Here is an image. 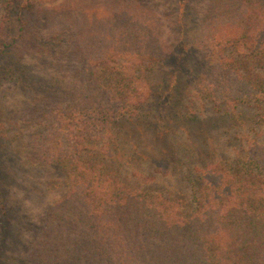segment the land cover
<instances>
[{"label":"rangeland","instance_id":"374dc122","mask_svg":"<svg viewBox=\"0 0 264 264\" xmlns=\"http://www.w3.org/2000/svg\"><path fill=\"white\" fill-rule=\"evenodd\" d=\"M215 1L192 0L182 23L180 0L0 1V264H55L58 243L79 240L77 233L69 235L65 226L51 220L70 191L66 164L74 155L65 131L67 119L91 115L83 108L87 102L89 109L110 105L91 90L97 83L88 73L94 67L88 59L99 53L114 49V68L153 89L161 83L165 91L172 73L179 75L174 91L181 99L179 106L199 116L192 126L188 124V133L208 127L207 133L218 138L211 147L193 138L187 149L200 155L207 146L218 160L233 159L229 150L238 148L239 139L226 130L224 108L211 99L210 92L219 90L230 96L228 100L239 90L253 101L258 91L255 82L264 76V54L247 46L223 47L224 40L236 33L241 13L247 14L244 28L252 26L250 3L239 6L236 0H227L225 9L217 10ZM255 3L264 13V0ZM251 33L252 43L264 46V22ZM183 47L188 51L182 66L192 72L182 77L176 59ZM140 72H145L142 81ZM246 105L247 109H240L244 117L254 113L249 101ZM71 106L81 113L70 110ZM148 110L150 116L157 113L151 104L145 106ZM212 123L218 126L212 129ZM142 134L149 137L151 132L143 128ZM88 135L79 143L86 138L92 141L94 134ZM83 147L79 152L86 153ZM138 147L147 154L157 149L149 146L148 139ZM87 156L81 157L80 164L92 162ZM137 162L125 176L131 186L141 183L144 191L165 186L170 194L184 193L179 176L168 180L152 163ZM147 177L152 181L146 182ZM81 208L79 202H69L61 209L63 219L70 211L83 217ZM75 229L85 231L79 225Z\"/></svg>","mask_w":264,"mask_h":264},{"label":"trees","instance_id":"16d2710c","mask_svg":"<svg viewBox=\"0 0 264 264\" xmlns=\"http://www.w3.org/2000/svg\"><path fill=\"white\" fill-rule=\"evenodd\" d=\"M180 1L182 23L192 0ZM226 1L216 0L214 8L224 10ZM236 1L239 6L250 3L248 23L252 26L244 28L247 14L241 13L236 33L224 40L223 47L247 46L264 54V46L252 43L251 33L264 22V13L255 0ZM187 51L183 47L176 59V71L182 77L192 72L182 66ZM115 54L109 49L88 59L94 64L88 73L97 83L91 90L110 105L89 109L87 102L83 108L91 115H82L84 121L76 116L66 121L74 155L66 164L70 191L52 212L51 223L65 226L69 235L77 233L79 240L58 243L55 264H264V76L255 82L258 91L253 101L239 90L228 100L230 96L219 90L210 92L211 99L224 108L221 116L226 130L239 139L238 148L229 150L233 159L220 161L209 149L218 138L207 133L208 127L188 133L199 116L179 106L181 99L174 92L179 75L172 73L165 91L161 83L153 89L129 79L122 68H114ZM199 72L196 79L201 77ZM144 73L138 75L141 81ZM248 101L254 113L244 117L240 109H247ZM148 104L157 109L155 116L145 111ZM70 110L81 113L77 107ZM217 126L212 123L210 127ZM143 128L151 132L149 137L142 134ZM88 132L94 134L93 140L79 143ZM193 138L209 145L200 155L187 149L186 143ZM146 139L157 148L155 153L138 150ZM82 146L86 153L79 152ZM84 154H90L91 163L80 164ZM139 160L152 163L168 180L179 176L184 193L170 194L165 186L145 191L141 183L131 186L125 176ZM145 180L152 181L150 177ZM69 202H79L85 215L70 211L65 221L61 209ZM76 225L85 231L76 232Z\"/></svg>","mask_w":264,"mask_h":264}]
</instances>
